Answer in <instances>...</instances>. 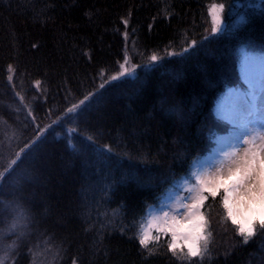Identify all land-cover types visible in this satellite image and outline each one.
<instances>
[{"label":"trees","instance_id":"trees-1","mask_svg":"<svg viewBox=\"0 0 264 264\" xmlns=\"http://www.w3.org/2000/svg\"><path fill=\"white\" fill-rule=\"evenodd\" d=\"M238 1L0 0L3 264H261L264 226L235 244L211 223L206 253L189 260L138 236L158 177L188 164L182 139L199 148L235 50L264 49V12L207 33L210 6ZM152 55L164 61L150 68ZM127 57L138 77L111 80ZM41 122L51 127L39 135Z\"/></svg>","mask_w":264,"mask_h":264},{"label":"rangeland","instance_id":"rangeland-1","mask_svg":"<svg viewBox=\"0 0 264 264\" xmlns=\"http://www.w3.org/2000/svg\"><path fill=\"white\" fill-rule=\"evenodd\" d=\"M262 12H264V0L238 1L227 8L221 3H215L210 6V27L207 33L232 34L246 24L252 16H259ZM235 53L242 59L240 62L242 73L250 87L261 92L263 97L264 49L257 48L250 41L240 44ZM162 60L152 55L147 63L150 64V68H153L160 65L164 61ZM138 70L127 57L118 66L111 80L128 76L136 79ZM225 75L223 82L237 79L233 66L226 68ZM139 79L143 82L142 78L139 77ZM125 92L129 95L128 90ZM134 92V90L130 91L131 94ZM242 96L244 92L241 89L230 88L228 85V88L218 97L216 109L220 115H224L225 120H233L235 124L241 120L240 112L245 111ZM167 98V102L164 100L162 106L173 105L177 108L178 102L175 100L173 102L170 97ZM203 124L205 134L207 135L208 132L209 134L205 137V134L203 135L204 138L199 142L200 146L197 150L203 148L206 139L217 130L210 120L207 124ZM50 127L51 125L46 122L36 123L33 131L38 130L39 135H42ZM6 130L3 134L4 139L7 137L9 140L13 139L14 131L9 128ZM233 130H231L233 137L222 138L217 142L219 146L221 144L227 146L221 151V155L207 156L205 160L200 159L202 162L197 159V156L199 157L197 153L195 154L197 150L191 151L188 139H182L187 141V144L185 143L179 154L180 161L185 164L193 161V171L187 177L178 180L179 176L173 171L158 177L159 186L161 185L159 193L164 191L171 182L177 187V192L174 195L168 193V198L161 207L151 206L144 219L139 217L138 224L141 223L142 227L140 238L143 245L151 249L165 248L177 259L189 260L193 257L202 258L206 253L211 223L224 228L228 233V239L231 238V242L235 244L238 242L245 244L258 235V230L264 224V202L259 205L262 197L259 194L262 193L264 196V120L254 125L251 134L244 135V137L247 136L246 140L240 144L235 135L236 131ZM19 157L17 153L13 158H9L2 171L8 172ZM229 185L231 190L228 193L225 191ZM220 199L223 201L221 202ZM228 216L231 221L235 220L238 223L236 228ZM11 249V247L4 249L0 256V264L8 260ZM263 253L261 252L259 256L261 264H264V259L261 257Z\"/></svg>","mask_w":264,"mask_h":264},{"label":"bare ground","instance_id":"bare-ground-1","mask_svg":"<svg viewBox=\"0 0 264 264\" xmlns=\"http://www.w3.org/2000/svg\"><path fill=\"white\" fill-rule=\"evenodd\" d=\"M259 195L262 196L261 199L259 200L260 201L259 202V205H261L264 202V196H263L262 193H260Z\"/></svg>","mask_w":264,"mask_h":264}]
</instances>
